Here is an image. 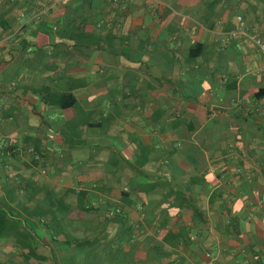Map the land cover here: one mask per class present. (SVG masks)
Segmentation results:
<instances>
[{"label":"crops","instance_id":"obj_1","mask_svg":"<svg viewBox=\"0 0 264 264\" xmlns=\"http://www.w3.org/2000/svg\"><path fill=\"white\" fill-rule=\"evenodd\" d=\"M10 1L0 207L43 264H264V0Z\"/></svg>","mask_w":264,"mask_h":264},{"label":"trees","instance_id":"obj_2","mask_svg":"<svg viewBox=\"0 0 264 264\" xmlns=\"http://www.w3.org/2000/svg\"><path fill=\"white\" fill-rule=\"evenodd\" d=\"M59 106L65 107L64 104L59 103ZM63 238V240H62ZM1 239H11L14 241L16 248L20 251V255L22 256L25 263H28L30 260H34L38 263H44L46 258L42 255L37 254L36 248L33 247L37 238L32 237L30 233L23 229L22 222L18 219H15L8 210L0 207V240ZM52 243L57 248V253H52L51 255L56 257L59 255V252L69 255L67 260H71V263L74 262L76 258V253L69 250L71 247L72 239L68 236H61L58 232L51 235L50 237ZM64 247L61 251L60 249Z\"/></svg>","mask_w":264,"mask_h":264},{"label":"built area","instance_id":"obj_3","mask_svg":"<svg viewBox=\"0 0 264 264\" xmlns=\"http://www.w3.org/2000/svg\"><path fill=\"white\" fill-rule=\"evenodd\" d=\"M45 12V9L41 8V9H37L35 14H34V17L33 19H35L36 21L39 20V16L41 14H43ZM240 18L237 17V21L240 22ZM243 33L244 35L248 36V34L244 31V28H242V25L239 24V26H237L235 28V31L232 33L233 35H237V34H241ZM254 42L255 44L259 47V49H261L262 51H264V43H262L259 39H256L255 37L251 36L250 37ZM122 214V210L120 208H115V209H112L108 212V217L110 218H113V217H116L118 215H121Z\"/></svg>","mask_w":264,"mask_h":264},{"label":"rangeland","instance_id":"obj_4","mask_svg":"<svg viewBox=\"0 0 264 264\" xmlns=\"http://www.w3.org/2000/svg\"><path fill=\"white\" fill-rule=\"evenodd\" d=\"M8 5L14 4V2H11L10 0H6ZM49 239V238H48ZM52 243V242H51ZM39 253L47 254L49 255V252L46 251V249L43 247H39ZM82 260V259H79ZM5 264H37L34 261H29L28 263H25L20 253L12 254L11 256L7 257V262ZM43 264V263H38Z\"/></svg>","mask_w":264,"mask_h":264}]
</instances>
